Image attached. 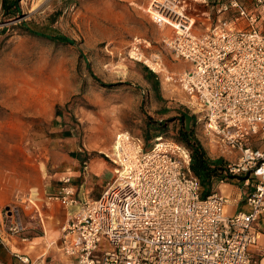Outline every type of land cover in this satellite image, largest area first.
<instances>
[{"label":"built area","instance_id":"1","mask_svg":"<svg viewBox=\"0 0 264 264\" xmlns=\"http://www.w3.org/2000/svg\"><path fill=\"white\" fill-rule=\"evenodd\" d=\"M252 1L248 8L240 0H216V21L204 32L194 30V18L163 12L166 0L152 14L160 26L174 28L164 40L174 58L190 64L165 79L183 90L210 142L228 153L225 177L251 187L250 210L227 215L224 195L204 196L182 143L160 134L146 147L143 137L122 131L106 154L115 177L99 198L81 201L70 175L48 196L66 210L60 238L49 246L74 259L70 264H257L250 248L264 214V0ZM150 45L134 37L130 57L146 63L143 49ZM30 206L44 227L40 204L17 197L2 211L0 242L22 234L21 208ZM13 264L49 263L20 253Z\"/></svg>","mask_w":264,"mask_h":264},{"label":"rangeland","instance_id":"2","mask_svg":"<svg viewBox=\"0 0 264 264\" xmlns=\"http://www.w3.org/2000/svg\"><path fill=\"white\" fill-rule=\"evenodd\" d=\"M44 1L22 0L15 19L0 20L3 211L17 197L32 193L30 197L53 216L47 218L44 241L58 239L66 212L58 203L46 204V190L51 192L50 187L60 186L62 177L71 175L66 168L75 166L72 157L78 147L85 158L108 160L106 154L122 131L143 137L146 147H151L153 138L160 134L177 140L185 124L194 130L195 139L211 159L226 164L228 153L210 142L188 96L165 79L167 72L188 69L190 64L176 60L164 42L174 28L160 26L152 18L159 0H50L36 10ZM167 2L162 9L177 6L195 19L194 30L198 32L216 21L218 12L212 0H170L172 6ZM23 25L67 36L74 44L31 33ZM136 36L150 41L143 52L146 60L158 59L148 62L152 68L130 57L131 41ZM114 175L107 169L101 178L106 181ZM25 210L31 235L43 236L33 208ZM46 256L49 264L66 262L55 245Z\"/></svg>","mask_w":264,"mask_h":264},{"label":"crops","instance_id":"3","mask_svg":"<svg viewBox=\"0 0 264 264\" xmlns=\"http://www.w3.org/2000/svg\"><path fill=\"white\" fill-rule=\"evenodd\" d=\"M21 1H20V4H21ZM240 1L246 7L248 8L252 7V4H253L252 0H240ZM212 2H213L212 4L213 7L216 8L217 10L216 4H215L216 0H212ZM2 3H3V0H0V20L3 17L6 18V16L4 15ZM15 18L16 16L13 17V19ZM61 140H65V138ZM60 142H64V141H60ZM58 144L66 145V143H55V145H58ZM252 144L254 146H257V145H260V142L252 143ZM82 150L83 149L80 147L76 149V153L72 157L73 159L72 163H74L75 166L74 167L71 166L66 169H68L69 174L71 173L70 175L72 178L71 184L77 190L78 197L81 201L97 199L100 197L106 185L109 182H111L115 177L114 175V177L107 179L106 181H103L101 178L107 169H111L114 174L113 164L109 159H108L109 160L108 162L106 158L99 157V156H94L92 158H85V155L80 152ZM214 183H217V184L215 188L212 187V191H217L221 193L227 199V202L225 204V213L227 215H233L241 211L248 212L250 210V207L247 205L245 199H246L248 192L251 190V187H246L241 177L224 178V179L214 181ZM50 189H52L51 192H48L47 190L45 192L44 201L46 202L47 205L52 204V203H58V202H48V196L56 194L57 190L59 189V185H57V187H50ZM28 195L31 196L32 193H29ZM34 197L36 198L35 195ZM58 204L65 210V208L62 206L61 203H58ZM40 207H41V212L43 216L44 227L42 223L40 222V218L38 217L37 213H35L34 210L32 214H33V217H35L38 220L39 225L44 232V235L43 236L31 235V232H29L28 230L29 227L26 224V220H25V216H29V213L25 210L27 207H23L21 214H22V218L25 224V230L22 232L21 235H18L16 237H11L10 239H8L6 243L0 242V261L4 262L5 264H13L14 262L17 261V254H20V253L28 254L32 258H37L39 256H43L44 258H47L46 253L54 246V245L53 246H49V245L54 240L45 242L46 240L44 241V238L48 236L47 235V224H48L47 218L53 217V216L45 212L43 205L40 204ZM2 211L3 209L0 208V219L2 218ZM255 229L257 230L259 237H258L257 242L251 246L250 252H251L252 257L257 260V264H264V214L256 222ZM60 235H61V232H60ZM60 235H59V238H60ZM23 237H27L28 239L23 240L22 239ZM43 250H45L46 252H44ZM65 258H66L65 263L67 264H70V262L74 260V259H68L67 257Z\"/></svg>","mask_w":264,"mask_h":264},{"label":"trees","instance_id":"4","mask_svg":"<svg viewBox=\"0 0 264 264\" xmlns=\"http://www.w3.org/2000/svg\"><path fill=\"white\" fill-rule=\"evenodd\" d=\"M21 0H3V10L6 18H13L21 12ZM31 33L45 36L53 41L74 44V40L60 34L45 33L33 31L23 25ZM152 72V71H151ZM153 73V72H152ZM194 130L188 128L185 124L179 129V135L176 141L185 145L191 151V170L197 175L203 185V195H208L212 191L214 181L226 178L223 174L224 162L221 159H211L204 149L203 145L195 139ZM232 178V176L230 177Z\"/></svg>","mask_w":264,"mask_h":264},{"label":"bare ground","instance_id":"5","mask_svg":"<svg viewBox=\"0 0 264 264\" xmlns=\"http://www.w3.org/2000/svg\"><path fill=\"white\" fill-rule=\"evenodd\" d=\"M166 1H168V2H170V0H166ZM175 1V0H174ZM171 3V2H170ZM37 7V5L35 6V8ZM176 7L177 6H173L172 7V9H167V8H164V9H162L163 10V12H167V13H170V11H171V14H175V16H177L178 18H179V16L182 14L181 12H180V10L179 9H176ZM34 8V9H35ZM162 8H163V6H162ZM166 10H169V11H166ZM163 18L167 21L168 19L166 18V16H163ZM155 59H157V58H155ZM155 59H147L146 60V62H147V64H148V62L149 61H156ZM158 60V59H157ZM149 65V64H148ZM150 66V65H149Z\"/></svg>","mask_w":264,"mask_h":264},{"label":"water","instance_id":"6","mask_svg":"<svg viewBox=\"0 0 264 264\" xmlns=\"http://www.w3.org/2000/svg\"><path fill=\"white\" fill-rule=\"evenodd\" d=\"M50 2V0H45L36 10L43 9L47 4Z\"/></svg>","mask_w":264,"mask_h":264}]
</instances>
